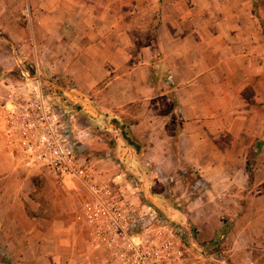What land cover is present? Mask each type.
Masks as SVG:
<instances>
[{
    "label": "crops",
    "instance_id": "crops-1",
    "mask_svg": "<svg viewBox=\"0 0 264 264\" xmlns=\"http://www.w3.org/2000/svg\"><path fill=\"white\" fill-rule=\"evenodd\" d=\"M20 2L0 0V30L10 44L17 73L15 79L0 71V256L16 257L12 264H114L79 219L88 197L81 183L56 182L47 169L26 167L9 146L6 100L18 95L22 86L21 64H33L44 81L56 80L49 96L53 105L67 112L78 148L75 155L90 176L115 186L116 197L129 200L139 212L147 208L177 223L188 216L198 220L205 199L186 200L195 213L183 215L174 207L175 201L182 202L173 193L175 187L162 186L157 179L150 183L148 178L185 179L187 173L176 172L175 163L191 148L198 150L197 160H203L210 142L205 135L213 128L225 127L229 133L232 125L242 138L246 129L264 128L246 115L264 113L261 44L230 40L243 28L223 21L214 35L211 26L194 24L193 10L202 0H44L43 8L31 7L29 39L23 41L26 29L16 18ZM230 2L244 15L237 0ZM249 86L252 98L245 101ZM210 116L225 118L223 126ZM229 134L236 144H243L239 135ZM231 153L225 151V166L239 160L240 184H230L224 203L235 201L231 193L241 205L255 193L242 173L248 172L250 182L253 177L245 168L243 150ZM168 162L172 172L166 173ZM222 220L228 226L237 223L229 217ZM204 223L206 229L211 227L198 239L208 244L217 228L211 221ZM251 237L264 239L261 233L242 235L238 242L234 235L227 236L220 263H238L235 257L243 249H253L248 246ZM208 255L206 264H214L216 255Z\"/></svg>",
    "mask_w": 264,
    "mask_h": 264
},
{
    "label": "rangeland",
    "instance_id": "rangeland-1",
    "mask_svg": "<svg viewBox=\"0 0 264 264\" xmlns=\"http://www.w3.org/2000/svg\"><path fill=\"white\" fill-rule=\"evenodd\" d=\"M32 2L33 3L31 4L28 0H21L20 15L18 14L19 16H16V18H18L17 20L19 25L26 29L25 31L27 35H23V41L29 39L28 35L30 33L31 7L34 4L37 7L40 6V8H43L44 6V0H33ZM243 2L245 4L241 5ZM227 3H229V5H227ZM234 3L230 2V0H202V3L198 4V8L193 10L192 16L195 17L193 19V23L199 26L204 24L211 26L210 28H213V35L215 33L214 31L217 30V26H219L222 21L225 24H229L233 28H237V26H239L243 28L242 30L244 32L238 34L237 37L230 36V40L233 38L234 41L243 42L246 43V45H250L253 42L254 44L259 42L262 46V51H264V0H237L240 8L244 10V15L242 16H240L237 12V4ZM8 4H11V1L8 2ZM187 4L189 7L193 5L191 1ZM206 11H208L207 16L201 15ZM226 14H228L229 17H226ZM226 19H229V22H226ZM234 33H236V30L233 31V34ZM208 35H210L209 32ZM4 36L5 33L0 30V71H5L9 76L17 79L16 70L11 64L12 54L10 52V44L6 42ZM27 67L31 71H34L33 64L27 65ZM28 86L29 84L23 81L22 86L19 89V93L27 92L28 88H30ZM251 93L252 89L249 86L245 90V101L252 98ZM48 97L47 101L52 104V96ZM234 108H236V105ZM210 112L212 115V109H210ZM225 115L226 114H223L221 116ZM234 115L236 114H230L229 117H234ZM246 115L249 116V119H253L255 117L257 126L260 124L262 126L264 124L263 112L255 114L249 112ZM209 119L213 122L214 120L218 121V124H221V127L225 122V118L221 120V118L218 119L210 116ZM221 121H223V123H221ZM233 127L234 126L230 125L228 130L235 136L239 135L240 137V131H238V128ZM222 128V130H220L221 128L218 130L213 128L211 130V134L208 132V134L205 135V138H207L206 141L210 142L208 143L209 145H206V147H208V151L203 160H197V156H199L198 150L195 149L194 151L191 148L185 157L180 158L175 163L178 165V167L175 168L176 172H180L184 174V176L187 173L185 179L178 178L179 180L177 182V177L175 176H173L172 179L165 178L164 176L148 178L150 183H156L155 181L157 179L162 186L169 185V187H175L173 188V193L176 192L178 195L177 197L180 198L182 202L175 201L174 207L177 211L183 213V215H190L193 212L195 213L192 209V205L188 204L191 201L188 202L186 200H190L191 198V200L194 199L195 201L197 197H202L207 202L203 207H201L200 211L199 208L195 209L201 213L198 220H191L188 216L187 220H182L180 221L181 223H177L165 215L163 216L170 221L173 226L179 227L182 225L188 229V234L185 237L183 245V264H193V259H195V263L206 264L207 261L205 260V257L209 256L208 254L212 256L216 255L212 263L221 264V252L223 248L226 247L225 240L227 236L234 235L236 239H238V242L242 235L252 236L253 234L258 233H261L262 236L264 235V128L256 127L255 129H246V133L244 135L245 138L240 137L243 144H236V140L231 137L229 134L230 132L228 131L229 133H227V130L224 129L225 127ZM226 150L232 151L231 154L235 151L237 152L239 150L241 152V150H243V153L245 154V168L249 171V174H252L253 177L250 182L248 180V176L246 175L248 172L245 171L242 173L245 177V185L254 187L255 193L247 195L248 199L241 202V205L236 201V196H233L234 194L231 193H229V195H231V199L235 201L224 203V199H226L228 195V187H230V184L231 186H236V184L239 183V174H241L240 170H238V168H240L238 167L239 160L230 161L232 165L227 164L225 166L226 161L224 159V155ZM212 152L216 153L215 156L218 155L217 157H214V159L210 158ZM23 163L26 167L38 166L41 169H46V167L41 164L29 165L25 161ZM172 165V162H168V164L165 165L166 173L172 172ZM138 182L139 181L136 179V183ZM184 188H188L190 193H187ZM252 196H254V198L258 197V200L254 202L251 201L250 198ZM260 196H263V198ZM31 212L33 213V211ZM226 217L233 218L237 221V223L229 226L225 223L222 224V219H225ZM206 220L207 222L211 221L212 227L217 228L215 230L217 236L213 238L214 240H212V242L209 241L208 244H206V241L202 242L198 239L199 234L203 233V230H207L205 233L207 234L209 228L211 227V225H209V228L206 229L207 225H205V223L203 224ZM253 238L254 237H251L249 239L248 244V246H253V249L251 251L243 249L241 253L235 257L236 260H238V263L246 264L247 261H250L251 264H264V253L262 252L259 255L254 251V249L258 251L262 249L264 250V239L262 240L258 239L259 237H255L254 241H252ZM5 255L6 254L0 256V264H12L16 257H7ZM238 263L235 262L233 264Z\"/></svg>",
    "mask_w": 264,
    "mask_h": 264
},
{
    "label": "built area",
    "instance_id": "built-area-1",
    "mask_svg": "<svg viewBox=\"0 0 264 264\" xmlns=\"http://www.w3.org/2000/svg\"><path fill=\"white\" fill-rule=\"evenodd\" d=\"M19 69L30 88L7 96L5 126L12 150L27 164L46 167L56 182L81 183L88 197L79 219L114 264H183L188 229L173 226L156 211L146 208L139 212L129 200L116 197L115 186L90 176L75 155L78 148L67 112L47 101L56 80L44 81L37 69L31 71L26 64Z\"/></svg>",
    "mask_w": 264,
    "mask_h": 264
},
{
    "label": "trees",
    "instance_id": "trees-1",
    "mask_svg": "<svg viewBox=\"0 0 264 264\" xmlns=\"http://www.w3.org/2000/svg\"><path fill=\"white\" fill-rule=\"evenodd\" d=\"M126 140H127L128 142H130L129 139L126 138Z\"/></svg>",
    "mask_w": 264,
    "mask_h": 264
}]
</instances>
